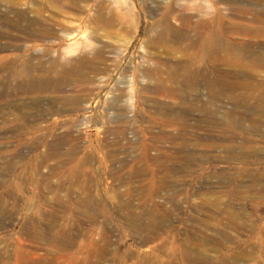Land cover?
I'll return each instance as SVG.
<instances>
[{"label":"rangeland","instance_id":"rangeland-1","mask_svg":"<svg viewBox=\"0 0 264 264\" xmlns=\"http://www.w3.org/2000/svg\"><path fill=\"white\" fill-rule=\"evenodd\" d=\"M263 21L264 0H0V264H264V116L235 128L230 99L264 65L198 46L264 52ZM153 202L144 242L117 208Z\"/></svg>","mask_w":264,"mask_h":264},{"label":"bare ground","instance_id":"bare-ground-1","mask_svg":"<svg viewBox=\"0 0 264 264\" xmlns=\"http://www.w3.org/2000/svg\"><path fill=\"white\" fill-rule=\"evenodd\" d=\"M227 31H229V30L227 29ZM234 32L238 33V34L244 33V31H242L238 28L235 29ZM249 33H250V35L255 34V35L264 36V25L261 24L260 27H257V28L250 30ZM70 39H71V37H70ZM198 44H199L198 46H199V49L201 52L207 53V56L213 57L214 59H227L228 58V60L234 59L236 61L239 59H244V60L251 62L253 64L264 65V52H262L257 47L252 46V48H251L250 47L251 44L247 45L246 43H242L240 41L223 39L220 35H217L214 33H212L211 35H208L206 37H203L202 40H200V42L198 41ZM189 45H191V44H189ZM245 45H246V47H245ZM201 72H203V71H201ZM201 72L189 74V71L187 68L186 69L187 74H185L184 78H183L184 83L187 85L192 84L194 87H196L195 89L199 88L200 86H205V85L209 86L210 88L211 87L214 88L212 82H210V83L207 82L208 78L204 74L200 75V74H202ZM195 77L200 78L198 80V83H196L194 81ZM235 77H237V74H235V75L233 74V78H235ZM260 85H261V88L259 89V92L256 93L255 95H253V93H250V91H247L244 93L237 91L240 87V84L238 81L235 80L234 83L232 84L231 88H232L233 92L231 93L230 99H231V103H232V110H233L232 112L234 113V116L232 118H233V125L235 128H237L241 125L239 123L241 118L242 119L250 118V116L256 111L260 112L262 114V116H264V80L263 79H262V82L260 83ZM250 97H252L254 100V104L252 105V107L246 106V102H247V100L250 99ZM151 190H152V188H151ZM156 193H157L156 191H153V192L151 191V193L149 195L144 194V199L142 200V203H145L147 200L150 201L151 198L153 197V195L154 194L156 195ZM139 198H141V197H139ZM200 203L202 205L205 204V202H202V201ZM87 205H88L87 207L90 208V210L96 209L93 203L88 202ZM161 207L162 206L159 205L158 203L153 202V203H151V205L149 206V208L147 210H145V211L140 210L139 212H135L134 208L131 205H129V203H125L123 205L118 206L117 212L119 215L124 216L125 220L127 221V225L130 228L137 230V231L138 230H147L148 231L147 232L148 235H146V237L143 238L144 242H146V241L151 240V238H153L154 234L156 233L155 231L158 228V226L156 224L152 223V219L156 216V214H158V210ZM206 208H207V205H206ZM210 218L212 219V216H210ZM57 231H59V230H57ZM56 236L58 237V239L60 240L61 243H71V240L64 238L62 236V234H59V235L56 234ZM178 249H180V248H178ZM186 256H187L186 253L182 249H180L178 252H175L173 254V256L171 255V258H174V260L168 262L167 264H180V262L182 261V258L184 257L186 259ZM167 260H169V259L167 258Z\"/></svg>","mask_w":264,"mask_h":264}]
</instances>
